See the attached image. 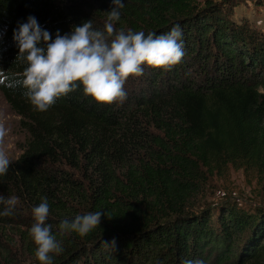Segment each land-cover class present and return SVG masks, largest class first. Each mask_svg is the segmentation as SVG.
Returning <instances> with one entry per match:
<instances>
[{
  "label": "trees",
  "instance_id": "obj_1",
  "mask_svg": "<svg viewBox=\"0 0 264 264\" xmlns=\"http://www.w3.org/2000/svg\"><path fill=\"white\" fill-rule=\"evenodd\" d=\"M244 0H122L117 31L167 34L179 24L185 55L169 70L143 66L111 105L82 84L38 111L22 86L0 84L25 138L0 176V264H40L32 209L63 251L53 264H264V206L226 198L191 210L205 173L250 170L264 188V27L232 18ZM264 5V0H252ZM112 0H0V70L20 79L14 30L33 16L55 39L92 21L104 30ZM7 206L0 203V213ZM102 211L85 236L60 222ZM115 238L114 249L103 241Z\"/></svg>",
  "mask_w": 264,
  "mask_h": 264
},
{
  "label": "clouds",
  "instance_id": "obj_2",
  "mask_svg": "<svg viewBox=\"0 0 264 264\" xmlns=\"http://www.w3.org/2000/svg\"><path fill=\"white\" fill-rule=\"evenodd\" d=\"M112 4L103 31L95 30L89 20L74 27L70 33L61 35L57 31L54 40L48 31L40 27L35 17L29 16L27 22L19 24L13 33V40L19 49L17 59L26 62L27 67L22 78L14 80L0 70V84L12 88L22 86L24 95L41 112L47 111L57 98L75 91L81 84L86 96L97 103L111 105L126 100V81L129 77L142 76L144 65L169 70L181 62L185 52L179 24L167 34L160 35L117 31L115 23L120 20V9L124 5L122 0H112ZM8 133L9 129L0 122V176L7 173L11 162L5 146ZM0 203L7 206L0 215L9 216L17 200L0 196ZM49 212L46 197L32 209L35 223L30 235L40 264H53L51 254L63 251L61 243L52 233V226L46 223ZM103 215L104 212L97 211L76 216L71 221L62 220L60 232H75L83 237L100 225ZM103 243L114 249L116 241L113 238L111 242ZM184 264L203 262L185 261Z\"/></svg>",
  "mask_w": 264,
  "mask_h": 264
},
{
  "label": "rangeland",
  "instance_id": "obj_3",
  "mask_svg": "<svg viewBox=\"0 0 264 264\" xmlns=\"http://www.w3.org/2000/svg\"><path fill=\"white\" fill-rule=\"evenodd\" d=\"M215 1V0H213ZM232 18L246 21L251 26L264 27V5L253 3L252 0L240 1L232 10ZM0 122H3L9 133L5 138V146L9 159H14L19 153L25 134L18 127L17 117L11 112L0 94ZM200 182L198 192L190 199L189 207L196 210L206 207L219 199L230 198L248 208L264 206V188L250 170L227 167L223 171L205 173Z\"/></svg>",
  "mask_w": 264,
  "mask_h": 264
}]
</instances>
